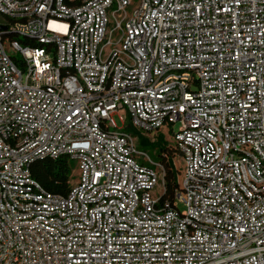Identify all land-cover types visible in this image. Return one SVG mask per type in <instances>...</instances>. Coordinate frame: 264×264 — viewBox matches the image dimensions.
Masks as SVG:
<instances>
[{"label":"built area","instance_id":"obj_1","mask_svg":"<svg viewBox=\"0 0 264 264\" xmlns=\"http://www.w3.org/2000/svg\"><path fill=\"white\" fill-rule=\"evenodd\" d=\"M0 14V264H264V0H0ZM128 122L169 130L173 204ZM61 157L78 169L66 196L31 172Z\"/></svg>","mask_w":264,"mask_h":264},{"label":"trees","instance_id":"obj_2","mask_svg":"<svg viewBox=\"0 0 264 264\" xmlns=\"http://www.w3.org/2000/svg\"><path fill=\"white\" fill-rule=\"evenodd\" d=\"M8 24L9 22H7V25ZM6 36H8L9 40L19 39L24 44L31 43L37 45L33 40L18 38L12 33ZM126 130L137 136L138 146L140 148H151L154 151L155 158L153 160H159L163 164L165 169L164 185L166 189L164 199L173 204L176 191L179 187L178 177L181 170L174 162V156L177 151L176 147L174 146V148L168 145L166 136L163 133L155 135V140L152 141L150 138L137 131L130 122L127 123ZM74 163L75 161L71 158L61 157L56 160L36 163L31 167V172L34 179L44 190L52 194L66 196L71 190L73 171L75 168Z\"/></svg>","mask_w":264,"mask_h":264},{"label":"rangeland","instance_id":"obj_3","mask_svg":"<svg viewBox=\"0 0 264 264\" xmlns=\"http://www.w3.org/2000/svg\"><path fill=\"white\" fill-rule=\"evenodd\" d=\"M0 20H4L1 14H0ZM120 115H127V110L126 109H122L120 111ZM114 119L120 125L119 116L115 115ZM137 131H139V130H137ZM158 133H163L166 136V140H167L168 145H171L172 147L175 146L174 145V140L171 138V135L169 134L170 132H169L168 129H163V130L159 131ZM154 135L155 134H152L151 136L153 137ZM154 140H152V141H154ZM139 149H140V151L147 152L148 158L150 160H153L155 158L154 151L151 148H140L139 147ZM174 162H175L176 166H178L179 168L182 166V161H181L180 155H179V153L177 151H176V154L174 156ZM77 179H78V169H77L76 164H75V168H74V171H73V177H72V183L71 184H73ZM178 208L181 211H183L185 209V205L182 202L178 201Z\"/></svg>","mask_w":264,"mask_h":264},{"label":"water","instance_id":"obj_4","mask_svg":"<svg viewBox=\"0 0 264 264\" xmlns=\"http://www.w3.org/2000/svg\"><path fill=\"white\" fill-rule=\"evenodd\" d=\"M5 28H6L5 25H1V24H0V31H1V30H4Z\"/></svg>","mask_w":264,"mask_h":264}]
</instances>
